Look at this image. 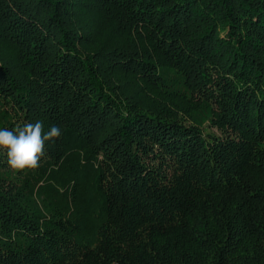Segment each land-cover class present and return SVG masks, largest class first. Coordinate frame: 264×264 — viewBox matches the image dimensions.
Returning a JSON list of instances; mask_svg holds the SVG:
<instances>
[{
	"label": "trees",
	"instance_id": "16d2710c",
	"mask_svg": "<svg viewBox=\"0 0 264 264\" xmlns=\"http://www.w3.org/2000/svg\"><path fill=\"white\" fill-rule=\"evenodd\" d=\"M0 264H264V0H0Z\"/></svg>",
	"mask_w": 264,
	"mask_h": 264
},
{
	"label": "clouds",
	"instance_id": "9594fccd",
	"mask_svg": "<svg viewBox=\"0 0 264 264\" xmlns=\"http://www.w3.org/2000/svg\"><path fill=\"white\" fill-rule=\"evenodd\" d=\"M62 135V128L52 125L44 131L41 121L25 122L15 129L0 130V150H6L8 166L15 170L35 169L45 154V144Z\"/></svg>",
	"mask_w": 264,
	"mask_h": 264
}]
</instances>
